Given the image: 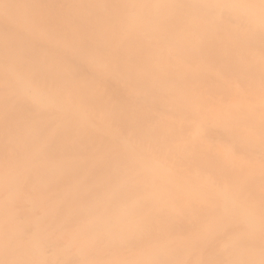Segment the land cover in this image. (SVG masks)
<instances>
[{"label":"rangeland","instance_id":"rangeland-1","mask_svg":"<svg viewBox=\"0 0 264 264\" xmlns=\"http://www.w3.org/2000/svg\"><path fill=\"white\" fill-rule=\"evenodd\" d=\"M47 139L60 154L44 161ZM0 144L11 158L25 145L0 166L18 182H0V228L21 241L13 219L37 200L60 224L65 182L34 177L71 150L70 166L97 168L102 202L128 207L148 262L264 264V0H0Z\"/></svg>","mask_w":264,"mask_h":264},{"label":"bare ground","instance_id":"bare-ground-1","mask_svg":"<svg viewBox=\"0 0 264 264\" xmlns=\"http://www.w3.org/2000/svg\"><path fill=\"white\" fill-rule=\"evenodd\" d=\"M4 29H7V27H4ZM69 58L63 56L61 59L68 62L73 61ZM55 70L58 69L55 68ZM84 72V68L78 69V74L81 75ZM66 75L68 74H60L64 78ZM22 82L26 88L34 92V97L38 101L47 103L52 99L47 91L39 88L35 90L29 80L22 79ZM81 88L88 91L91 84L84 82ZM43 135L44 129L39 134V139H42ZM47 141L44 150L38 149L39 158L44 161H49L60 154L54 150L58 146L56 140L47 139ZM194 143L200 145L198 141ZM79 144L80 141L71 144L72 149L80 155H87L86 148ZM33 146H35L34 143L28 144V147ZM24 147L25 145L22 152L19 149L12 151L11 154L14 157L11 158L8 156L10 152L4 148V144H0V166H4L10 161L19 163L22 159L21 155L25 152ZM36 152L37 150H33L32 153L35 155ZM70 152L71 150L63 151L61 153L63 158L59 157L56 160L57 163L54 165L57 169L56 172H46L44 173L45 176L41 178L40 176L39 178L34 177L39 183L44 182L46 177H51L52 184H56V186L58 184L61 186L65 182V197H62L60 191L54 195L53 216L59 215L61 217L60 224L53 223L52 227L50 226L49 220L44 219V217L46 218L44 201L37 200L32 210L24 213L25 217L24 214H21L19 218L13 219L17 222V226L24 223L27 225L22 241L15 230L9 227L10 224L0 228V259H2L0 264H155L152 261L148 262L145 258L146 255H140L142 251L141 243L139 244L135 240L128 228V221L132 218L128 207L122 208L126 212L125 215H118L115 213L114 201H111L112 196L106 199L103 198V203L99 194L101 176H98L97 168L94 166H70L71 160L68 159ZM92 157L81 159L89 165L97 160L94 156ZM15 178L17 177H0V182L13 189L18 186ZM7 192L4 194L6 195ZM120 193L121 191L118 190L115 196L122 197ZM36 195L32 197V201ZM13 196L17 197L14 194ZM17 198V205L14 208L20 209L23 206L22 200L19 197ZM14 208L12 213L9 207L5 208L8 211L7 217L15 216ZM4 217L5 215H0V221ZM5 230L10 232L7 247L2 244ZM142 243L144 244V240ZM158 256L160 259L161 257L166 259V256L159 254Z\"/></svg>","mask_w":264,"mask_h":264}]
</instances>
